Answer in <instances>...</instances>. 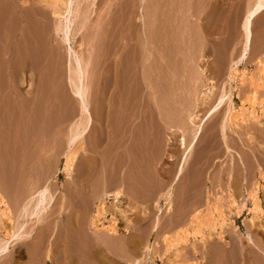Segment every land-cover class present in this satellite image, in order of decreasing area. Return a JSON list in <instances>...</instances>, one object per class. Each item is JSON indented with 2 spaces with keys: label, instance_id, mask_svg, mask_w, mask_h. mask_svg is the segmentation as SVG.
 I'll return each instance as SVG.
<instances>
[{
  "label": "rangeland",
  "instance_id": "obj_1",
  "mask_svg": "<svg viewBox=\"0 0 264 264\" xmlns=\"http://www.w3.org/2000/svg\"><path fill=\"white\" fill-rule=\"evenodd\" d=\"M256 2L75 0L69 44L63 33L65 20L56 16L57 8L49 5L47 0H0V201H4L0 203V248L6 242L7 232H13V226L16 231L31 228L24 213L17 217V212L18 204L26 205L32 191L49 185L58 202L53 209L57 213L43 225L39 224V229L38 224L35 225L33 238L12 243L9 254L0 258V264H35L32 256L40 252V245L46 249L52 239L60 236L73 209L77 215L87 216V224L79 228L82 232L77 231L79 239L80 235L84 238L93 231L90 220L98 219L96 225L103 229L110 226L113 218L122 236L129 238L133 233H139L146 244L155 242L154 254L143 264H192L193 246L210 250L203 263L214 264L217 261L214 251L223 250L227 252L223 254L221 264H236L238 234L246 243L250 233L256 242H264L263 232L259 227L251 228L249 223L253 216L248 198L250 187L254 189L256 184L258 200L264 210L263 182L253 178L250 187L245 184L236 193L239 154L245 163H252L255 155L264 149V90L260 91V100L255 107H251L248 101L241 102L244 94L239 96L245 87L243 78L258 72L257 67L262 62L260 58L264 56V12L252 22L253 37L247 59L240 64L238 76L232 81L235 94L233 113L243 117L237 120V130L234 128L242 139L236 133L228 132L231 152L227 153L221 144V124L230 113L229 104L220 115L223 119L208 120L207 104L204 103L213 87L219 92L231 83V66L243 56L246 48L244 22ZM143 11L144 14L148 12V19L157 21L159 36L156 40L170 42L168 52L164 51V54L167 64H170L167 70L171 80L165 86L163 83L157 86L162 91L160 109L158 107L154 115L149 110L151 98L146 95L149 93L146 73L138 75L136 86L125 92L124 105L119 96L122 89L118 78L107 75L110 28L116 26L126 42H131V53L127 57L132 58L136 39L141 36ZM71 47L82 59L90 61L86 83L93 127L84 135L83 144L81 142L83 150L76 148L77 157L71 172L66 173L67 155L75 149L70 144L73 132L77 124H82L78 130L82 129L87 118L68 79V69L74 56ZM184 91L188 97L183 95ZM140 92L146 98L141 97L139 119H135L133 107L140 98ZM174 93L177 95L169 98ZM112 101L114 119L110 114ZM248 132L256 137L251 142L247 141ZM195 135L197 140L194 142ZM183 164L184 171L177 178ZM118 189H121L120 199L110 197L104 200V194H113ZM168 191H171L174 201L171 213L167 212L165 201L161 200L162 194ZM232 201L246 205L237 221L230 207ZM103 202L107 208L101 215L97 210ZM61 205H68L69 209H62L61 213ZM217 205L220 206L218 210ZM7 207L12 210L11 219L6 213ZM220 208L223 212L219 211ZM196 214L198 219L205 218V224L208 222L210 225L209 228L203 225V234L195 235L189 226L191 217ZM149 215L153 219H161L163 227L158 233L151 232L152 221L146 220ZM138 219L141 221L135 224ZM174 220L176 225L172 222ZM257 224L264 226V215ZM182 230L188 233L187 236L185 232L186 239L166 253L163 238H173ZM77 248L84 251L79 244ZM177 249L182 252L175 258ZM141 253L145 255L144 250ZM57 255L53 262L47 264H60ZM122 262L127 264L124 260Z\"/></svg>",
  "mask_w": 264,
  "mask_h": 264
},
{
  "label": "bare ground",
  "instance_id": "obj_2",
  "mask_svg": "<svg viewBox=\"0 0 264 264\" xmlns=\"http://www.w3.org/2000/svg\"><path fill=\"white\" fill-rule=\"evenodd\" d=\"M42 1H44V0H42ZM74 1L75 0H47V3H49V5L57 8L56 12H55L56 16L59 19L65 20L64 21V24L66 23L65 27L63 26L65 28V32H63V33L65 34L66 42L69 44L71 43L70 36L72 33V25H73L72 21H71V17L73 15ZM142 2H143V0H142ZM58 3H60V4H58ZM165 4H166V2H165ZM263 12H264V0H257L255 5L249 10V12L246 16L245 22H244V28L243 29H245L244 33H246L245 34L246 35V38H245L246 48L244 50L245 52L242 54L243 56H241L239 59L234 61L232 66H231L230 74H229L231 83H228V86L227 85L224 86L219 92H216V88L213 87L211 89V91L209 92V94H207L208 95L207 100H205V102H204L205 104H207L206 108L208 110L206 111L207 112L206 115L208 116V120L209 119H219V118L223 119V117L221 118L220 115L222 114V111L225 109V107L229 104L230 113H227V115L229 114L227 119L225 118L226 120H224L221 124V136H222L221 138H223V142L221 144H222V146L225 147V150L227 153L231 152V150H232V147L229 144L230 141H228V132L236 133L237 136L239 137V139H242V137L239 135L238 131H236V130L238 127L237 120L242 119L243 116L241 115L239 118L238 116H235L233 113V106H234V99H235L234 95L235 94H234V89L232 86V81H234L235 78H237V76H238V67L240 66V64L243 63L247 59L248 52L250 50V43H251L252 37H253L252 36L253 33L251 30L252 29V22L258 15H260ZM112 14L113 13H111V15ZM148 17H150L148 12H146V14H144V11H143V17H142L143 21H142L141 28H140L141 36H140V38H137V39H140V41L136 39V43H135L136 48L134 49L135 51L133 50L134 52H133L132 58L127 57L128 53L131 50V48L129 47L131 45V42H126L125 36H123L120 31L119 32L117 31L118 29L115 28L116 26L114 27L112 25L113 27L110 28V38H109V45H108L109 50H108L106 62H108V65H107L108 77L111 78V76H115V78L116 77L118 78L117 81H119L120 88L122 89L121 90L122 93L119 94V96L122 97V99L124 98L125 92H128L127 90L130 89V87L136 86L137 76L138 75H144L146 73L145 74V76H146L145 81H146V86H147L146 88L149 90V93H147L146 95H148V98H151L149 110H150V114L154 115L156 112H158V107L160 109V105H159V103H160L159 101H160V97H161L160 91H162V90L159 91V89H157V86H159V85L161 86L162 83H163V86H165L164 84H168V81L171 80V77H170L171 75L168 73L169 70H167V69H169L168 65H170V64L169 63L167 64V60L165 57L166 55L164 54L165 53L164 51H167V49H168L167 45L170 44V42L169 41L162 42L161 40H156V36L158 35L157 34L158 31L156 29L157 28L156 27L157 21L155 18H154V20H151V19H148ZM111 19H112V17H111ZM123 23H124V21H123ZM117 24H118V22H117ZM119 30H120V28H119ZM70 49H71V51H73L74 56H72L73 59L71 58L70 67L68 69V73H67L69 75L68 79H69V83L71 85L73 95H74V97H76L78 99V101H80V104L82 107L81 110L83 111V113L86 115L87 118H86V122L84 121L85 124L82 127V129L78 130L82 124H77V126H76L77 128L75 129L77 131L74 130V132H73L72 138L70 140V144H71V147L75 148V149H72L73 151L70 150L69 154L67 155L66 164H65V168H64V171H66V173L71 172V169H72L71 166H72L73 162H75L74 160L76 159V157H77L76 155L78 153L76 148L83 150V146H81V142L84 138V135H86V133L89 132L91 127H93V120L91 117V112L89 109V101H88L89 86L86 83L87 76L89 75V72H88L89 68L88 67L90 65V61L88 62V61H85L84 59H82L80 54H78V52H75L72 49V47ZM263 57L264 56H262V59L260 58V60H262V62H260L259 66L257 67L258 69L256 68L258 70V72H256V74L254 73V74L250 75L249 77L243 78V82H244L243 86H245V87H243L240 90V93L241 92L242 93L239 94V96L244 94L246 97V100H245V97L241 96L244 99V100H242V98H241V102L242 101H248L249 103L252 104L251 107L252 106L255 107L258 105V102L260 100L259 93H261L260 92L261 90H264V59H263ZM73 61H74V64H73ZM184 77H185V74H184ZM184 77H182V78H184ZM114 82H113V84H114ZM169 87H171V86L169 85ZM175 87H177V86H175ZM158 88H161V87H158ZM116 89H117V87H116ZM167 89L168 88H166V90ZM163 90H164V88H163ZM184 92H185V94H183ZM184 92L181 94L187 96L188 95V94L186 95L187 91H184ZM176 93L171 94V96H169V98L170 97L174 98L177 95ZM114 96L115 95H113V101H114ZM185 96H183V98ZM239 96H238V98H239ZM141 97H145V96H141V92H140V98H137L139 100H137L138 102L133 107V109L135 111L134 113L136 115L135 119H139V114H140L139 102L143 99ZM113 101L111 103L112 105H111V112H110L112 119L115 118ZM207 101H209V102H207ZM245 104H247V102ZM123 105H124V99H123ZM208 106H209V108H208ZM242 107H243V104H242ZM122 108H124V107H122ZM229 109H228V111H229ZM242 109H244V108H242ZM145 112H146V110H145ZM242 112H244V111H242ZM160 113L162 114V112H160ZM179 113H180V111H179ZM127 115H128V113H127ZM146 119H148V118H146ZM217 124H218V122H217ZM197 128L199 130L200 126H198ZM234 128H236V130H234ZM262 131L264 133V130H262ZM197 134H198V132H197ZM246 135L249 136V138L247 140L249 142H251L252 140H254L256 138L249 132ZM195 136L196 137L194 139V142L197 140V135H195ZM262 139H264L263 136H262ZM185 141L186 140H184L183 142L185 143ZM82 144H83V142H82ZM241 146L244 147L243 145H241ZM242 149H244V148H242ZM262 150H263V152H260L258 154L259 156L255 153L257 156L255 155L252 163H249V162L245 163V160L243 159L242 155L239 154V158L241 160H240V162L236 161V193L245 184H246V186L250 187L251 181L253 178H258L260 180V183L263 182V184H264V149H262ZM184 163H185V161H184ZM184 165L185 164H183V166L180 168L179 173L177 174V178H179L182 175V173L184 171ZM254 186H255L254 189H251V187H250V190L248 192V198L252 204L251 205L252 208L250 211H251V214L253 216L250 219L249 223L251 225V228H254L255 226L257 228L259 227L258 229L261 232H263L262 235L264 238V226L257 224L258 221H260V219L262 218V215H264V210H263V207L261 206V202H260V200H258L259 198L257 196V192H258L259 188L256 184ZM262 186H264V185H262ZM191 188H192V186H191ZM169 189L171 190V187ZM189 191H191V190H189ZM198 191H195V192L193 191V193H197ZM163 194H162L161 200L165 201V205H166L165 208H166L168 213H171V211L173 210V207H174V201L172 200L173 199L172 193H171V191H168L164 195ZM55 195H56V193L54 194L52 191H50L49 185L43 186L41 188L38 187L37 189L32 191V193L29 195V197H27L26 205H24L22 207L21 206L23 204L22 202H20L22 204H20V203L18 204L19 210L17 212V217H18V215L20 217L21 213L23 212L24 216H26L28 224H30L31 228L28 231H24L25 227L22 228L23 231H21V230L16 231L17 228L13 230V228H15L13 226V228H12L13 232L9 231L5 235V237L7 239H5L6 242H5L4 246H2L0 248V258L9 254L10 247H11L12 243L21 241L23 239L26 240L28 238H33L34 236H32V234H33V231L35 230V225L38 224L37 228L39 229V227H40L39 224L46 222L47 219H49L50 217H53L55 215V213H57L56 211L55 212L53 211L55 206H57V204H58ZM120 196H121V189H118V190H115V192L113 194H110V193L104 194V200H107L110 197H113L114 200L120 199ZM63 199H65V197H63ZM220 201H221V199H220ZM104 202L100 204L99 210H97L98 214L104 215L105 210L107 208V207L105 208L106 203H104ZM200 202H201V200H200ZM229 202H231V201H229ZM0 203L3 204L4 201L1 200ZM64 204H65V202H64ZM231 204H232V206H230V207H232V209H231L232 213H234L236 215V221H237L238 218L243 214V211L246 209V205L245 204L240 205L235 201H232ZM71 205L73 206V204H71ZM86 205H87V203H86ZM72 206H70L71 209L73 208ZM206 207H208V206H206ZM219 207L217 205L216 210H218ZM80 208H79V210H80ZM223 208H225V207H223ZM6 209H7L6 213H8V216L11 219L12 210L10 207H7ZM62 209H64V210L69 209L68 205L67 206L61 205L59 212H61ZM220 209H219V211H222V209L221 210ZM203 210H205V209H203ZM209 210H208V213L210 212ZM195 212H198V211H195ZM61 213H59V214H61ZM198 214H199V212H198ZM83 215H81V213L79 215H77V212H75L73 209L71 214L68 215L67 224L63 227L62 233L61 234L59 233L60 236L58 235L59 237H57V238L53 237L54 239H52L51 245L48 246V248H46V249L41 247V245H40V248H39L40 252L38 254L36 253L35 255L32 256V258L36 262L35 264H47L49 261L53 262L54 256H56V254H58L57 256H59L58 260H60L59 261L60 264H124V262H122L123 260L127 264H143V261H147L146 259H148V257H150L152 254H154V250L156 247L155 242L154 243L148 242L146 244L145 243L146 241L144 242L145 239H143L144 237H142V235H140L139 233L138 234L133 233V235L129 238L122 236V234L118 228V223H116V219H113V218H112V222L110 223V226L109 227H103V229H100L98 227V225H96L98 219L97 220L96 219L90 220V226L93 228V231H89V230H92L89 228V230H88L89 233L88 234L86 233L87 235H85L84 238L82 237V235H80L81 239H79L77 231L78 230L80 231L79 228L82 225L87 224L86 223V217L87 216H83ZM15 216H16V213H15ZM4 217L6 218V215ZM97 218H100V217H97ZM191 218L192 219H191V222H189L190 223L189 226L192 229L191 231L195 232L194 233L195 235L200 234V233L201 234L204 233V232L202 233V231H201L205 227L203 225H206L207 228H209V226H210V225H208L209 224L208 222L205 224V221H204L205 218L204 219H201V218L198 219L197 214L193 215V217H191ZM148 219L150 221H152L151 227H150L152 229L151 232L152 233H158L159 230L163 227L161 219L160 218H154L153 219V217L151 215H149L146 218L147 221H149ZM209 220L210 219H208L207 221H209ZM140 221L141 220L138 219L137 221H134V222H135V224H139L137 222H140ZM143 221H145L144 218H143ZM172 222L174 223L175 220ZM176 223L177 222H175V225H176ZM9 227H11V226H9ZM174 228H176V227H174ZM40 230H42V228ZM80 232H82V229ZM185 232H186V230L183 232L178 231L177 233H175L172 236L173 238H171L170 236H165L163 238V244L165 246V252L166 253L168 251H170V249L172 247H176V244L179 242H182V240L184 238L186 239L185 236L188 233L186 232V235H185ZM238 233H240V232H238ZM252 233H253V231H252ZM258 234L259 233H256V235H258ZM43 238H45V237H43ZM173 239H174V241H172ZM42 241H44V240L42 239ZM56 241H58L57 244H56ZM263 241H264V239H263ZM202 242L204 243V241H202ZM26 244L28 246L31 245L28 243H26ZM77 244L82 246L84 251L81 252L77 248ZM42 249H43V252H42ZM143 250H144V254H145L144 256L145 257L141 253V252H143ZM222 251L223 250H221V251L217 250L216 252L214 251V255L217 258V261L214 264H221V262L223 263V257H224L223 254H225L227 251H224V252H222ZM235 251H236V264H264V242H262V243L256 242L255 239L252 237L251 233L249 234L247 243L241 234H238L236 236V250ZM181 252L182 251L179 249L174 254V257L175 258L180 257ZM208 254H210V250H208V248L202 247V248L198 249L197 247L193 246L194 260H193L192 264H209V263H203V261L207 258ZM198 256H200V259L198 258ZM116 258H119V259L117 260Z\"/></svg>",
  "mask_w": 264,
  "mask_h": 264
}]
</instances>
